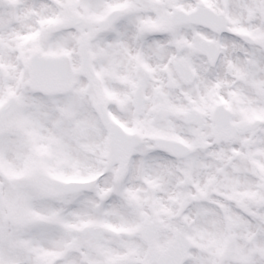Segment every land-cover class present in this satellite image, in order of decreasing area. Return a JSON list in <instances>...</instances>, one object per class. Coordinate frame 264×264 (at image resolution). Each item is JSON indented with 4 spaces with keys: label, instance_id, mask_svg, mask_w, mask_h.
<instances>
[{
    "label": "snow or ice",
    "instance_id": "6c2138e0",
    "mask_svg": "<svg viewBox=\"0 0 264 264\" xmlns=\"http://www.w3.org/2000/svg\"><path fill=\"white\" fill-rule=\"evenodd\" d=\"M0 264H264V0H0Z\"/></svg>",
    "mask_w": 264,
    "mask_h": 264
}]
</instances>
